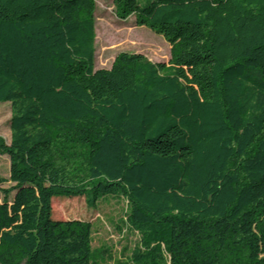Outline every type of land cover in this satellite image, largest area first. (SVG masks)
<instances>
[{"label":"trees","instance_id":"1","mask_svg":"<svg viewBox=\"0 0 264 264\" xmlns=\"http://www.w3.org/2000/svg\"><path fill=\"white\" fill-rule=\"evenodd\" d=\"M113 4L167 62L95 69V0H0V264H92L57 195L124 197L139 240L113 264H264V0Z\"/></svg>","mask_w":264,"mask_h":264},{"label":"rangeland","instance_id":"2","mask_svg":"<svg viewBox=\"0 0 264 264\" xmlns=\"http://www.w3.org/2000/svg\"><path fill=\"white\" fill-rule=\"evenodd\" d=\"M138 1L143 4L147 0ZM94 28L95 69L109 68L119 52L140 53L152 62H167L170 58V46L163 36L146 25H137L132 14L125 19L117 17L113 0H95ZM9 118V103H0V137L6 143L10 140ZM8 175V156L0 154V176L8 178ZM9 185L10 182H4L0 186ZM51 201L53 219H80L91 223L92 264H113L128 257L139 240L126 222L127 204L122 196L108 195L95 205L88 203L85 195H57Z\"/></svg>","mask_w":264,"mask_h":264}]
</instances>
